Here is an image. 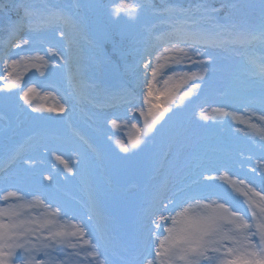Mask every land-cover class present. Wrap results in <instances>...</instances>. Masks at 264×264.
I'll use <instances>...</instances> for the list:
<instances>
[{
	"label": "rangeland",
	"instance_id": "374dc122",
	"mask_svg": "<svg viewBox=\"0 0 264 264\" xmlns=\"http://www.w3.org/2000/svg\"><path fill=\"white\" fill-rule=\"evenodd\" d=\"M211 1L220 0L202 4L209 8ZM225 1L241 4L240 0ZM28 2L38 10L47 6L67 18L69 22L60 21V27L77 43L69 52L68 40L58 32L40 30L39 17L31 28L17 23L15 32L10 24L17 21L15 14L10 10L0 13V52L10 47V55L0 63V165L8 162L27 134L39 132V138L19 161L0 175V196L17 192L26 202L42 200L44 205L26 212L40 217L60 208L56 219L66 230H83L78 238H71L75 248L67 243L57 245L63 251H52L53 260L64 264H107V254L131 260L133 250L145 248L146 257L138 261L145 264L155 255L154 237L148 220L143 218L154 200L157 206L160 201L179 202L185 196L216 200V193L228 191L241 211L247 208L235 189L242 193L251 182L259 190L264 183L259 175L264 171V93L256 67L258 61L264 63V44L247 41L242 47L209 49L236 70L238 86L214 76L213 82L194 88L191 85L200 81L193 79L168 99L162 94L164 90L181 84L185 74L204 73L190 62L177 66L169 61V66L176 69L175 75L168 67L155 81L151 69L145 75L140 54L148 34L159 35L166 28L161 16L150 17L146 7L127 1L114 7L113 0L105 4L103 0ZM243 2V7L236 10L228 6L223 12L218 9L216 20L223 24L243 19L258 28L264 21L261 0ZM9 3L10 0H1L0 9ZM122 4L129 8H121ZM175 4L189 9L183 7V0ZM129 13L138 18L131 19ZM25 39L28 44L23 43ZM108 43L112 47L107 48ZM179 47L189 54L199 48ZM53 52L71 57L70 62L64 65L60 55ZM149 83L153 85L152 96L148 95ZM29 89H33L30 103L21 99ZM130 90L141 91L144 99L100 112L87 104L88 96L113 98ZM153 104L168 109L155 127L151 125L158 110L152 109ZM61 107L65 112L48 111ZM150 109L153 115H149ZM72 117L89 134L90 146L70 134L68 122ZM136 139L140 144L133 149L131 142ZM121 144L135 154L124 153ZM126 156L132 162L131 168L125 165ZM181 156L191 166L183 181L171 170L173 160ZM201 174L213 178L209 187L200 181ZM46 177H52L51 182ZM193 179L200 183H193ZM133 180L138 181V186L128 188ZM3 204L0 200V206ZM105 215L116 224L111 235L104 229ZM89 216L93 219L89 220Z\"/></svg>",
	"mask_w": 264,
	"mask_h": 264
},
{
	"label": "snow or ice",
	"instance_id": "6c2138e0",
	"mask_svg": "<svg viewBox=\"0 0 264 264\" xmlns=\"http://www.w3.org/2000/svg\"><path fill=\"white\" fill-rule=\"evenodd\" d=\"M261 5L264 9V0H261ZM227 6L233 9L243 7L238 3H229ZM121 8L128 9L129 5L122 4ZM11 9L22 10V15L17 21L10 22L14 30L17 23L19 26L31 28L39 17L40 30L58 32L61 38L68 40L69 52L77 43L60 27V21L64 24L69 22L67 18L58 15L49 7L38 10L28 0H22L21 3L10 0L5 8L0 9V13L7 14ZM156 11L163 18L162 22L166 23V28L161 35L149 33L144 42L140 62L143 64L145 75L147 76L151 69V77L155 81L166 67L175 75L176 69L169 66V61L171 65L177 66L182 62H190L204 73L200 76L194 72L185 74L181 84L164 90L162 94L168 99L174 96L179 87L193 79L200 81L199 84L191 85L194 88L205 82H213L214 76H219L233 87L240 84L236 70L209 51L210 48L222 47L226 43L215 37L229 33L240 42L257 41L264 44V21L258 28L249 26L243 19L222 24L215 17L218 10L209 9L203 4L197 6L195 12L182 8H162ZM129 16L131 19L138 18V15L133 16L131 13ZM205 24H210L211 29L206 28ZM23 43L28 44L29 40L25 39ZM198 43L203 44V48H196L191 54L185 48L179 47L180 44L192 47ZM53 54L60 55L64 65L70 62L71 57L56 52ZM15 63L13 61V64ZM170 80L171 77L165 80V84ZM259 81L264 93V63L259 67ZM31 91L33 89L24 92L21 99L30 103ZM152 94L153 85L149 83L148 95ZM185 95L191 93L186 92ZM156 99L158 100L159 96ZM152 109L158 110L156 115H153ZM152 109L149 115H153L151 126L155 127L157 120L163 119L168 109L161 108L159 104H153ZM48 111L63 113L65 108H49ZM261 119H264V116ZM131 144L135 149L140 140H133ZM121 148L129 156L135 154L125 144H121ZM124 162L127 167H132V162L128 161L127 156ZM171 170L179 181H183L190 174L191 166L181 156L173 160ZM259 175L264 180V171ZM46 179L51 182L52 177ZM212 180L211 176L201 174L200 181L204 182L205 187H209L208 182ZM200 181L193 179V183ZM239 183L243 185L244 181ZM235 191L243 196L247 205L243 211L237 207V201L228 191L216 193V200L210 197L185 196L179 202L175 199H169L167 203L160 201L158 206L154 200L152 206L145 210L143 218L148 220L151 235L154 237L155 255L151 260L146 259L145 264H264V183L260 185L259 190L249 182L246 191L240 193L238 188ZM0 200L4 201L3 206H0V264H64V261L53 260L51 252L63 251L57 248V245L65 243L75 248L77 245L71 243V238H78V234H82L83 230H66L56 219L61 212L60 208L42 213L40 217L26 212V209L44 205L42 200L26 202L17 192H8L0 196ZM205 200L208 202L205 203ZM185 204H188V207H184ZM164 212L169 214L166 216ZM173 212L175 215H172ZM92 219L89 216V220ZM104 219V229L111 235L116 227L114 219L106 215ZM84 243L88 244L89 241Z\"/></svg>",
	"mask_w": 264,
	"mask_h": 264
}]
</instances>
